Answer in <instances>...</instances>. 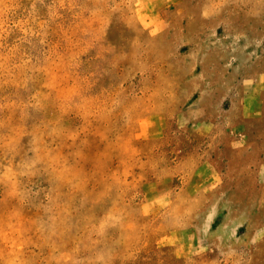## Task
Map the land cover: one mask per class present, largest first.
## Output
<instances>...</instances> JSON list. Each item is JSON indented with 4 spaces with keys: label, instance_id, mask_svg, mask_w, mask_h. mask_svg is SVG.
I'll list each match as a JSON object with an SVG mask.
<instances>
[{
    "label": "rangeland",
    "instance_id": "374dc122",
    "mask_svg": "<svg viewBox=\"0 0 264 264\" xmlns=\"http://www.w3.org/2000/svg\"><path fill=\"white\" fill-rule=\"evenodd\" d=\"M0 264H264V0H0Z\"/></svg>",
    "mask_w": 264,
    "mask_h": 264
},
{
    "label": "bare ground",
    "instance_id": "6f19581e",
    "mask_svg": "<svg viewBox=\"0 0 264 264\" xmlns=\"http://www.w3.org/2000/svg\"><path fill=\"white\" fill-rule=\"evenodd\" d=\"M190 15V14H189Z\"/></svg>",
    "mask_w": 264,
    "mask_h": 264
}]
</instances>
